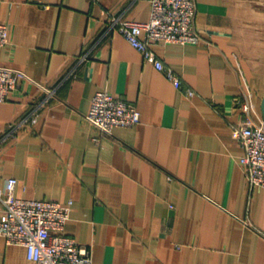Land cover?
<instances>
[{"label":"crops","instance_id":"1","mask_svg":"<svg viewBox=\"0 0 264 264\" xmlns=\"http://www.w3.org/2000/svg\"><path fill=\"white\" fill-rule=\"evenodd\" d=\"M195 2L199 42L151 43L187 98L103 13L148 20L151 0H0V65L35 80L0 103V185L71 203L65 232L94 264H264V187L232 134L264 123V0ZM99 89L142 117L100 143L85 116ZM0 264L35 263L0 235Z\"/></svg>","mask_w":264,"mask_h":264},{"label":"built area","instance_id":"2","mask_svg":"<svg viewBox=\"0 0 264 264\" xmlns=\"http://www.w3.org/2000/svg\"><path fill=\"white\" fill-rule=\"evenodd\" d=\"M103 13L108 16L109 24L116 26L145 60L152 62L176 87L182 89L185 97L191 98L197 93L193 87L184 85L181 76L151 48V43L159 41H200L194 24L195 0H151L148 20L116 16L106 10ZM9 30V23L0 22V46L7 43ZM25 80L35 81L23 69L0 65V103ZM45 89L49 94L53 93L51 89ZM85 116L97 130L92 139L99 143L104 137L113 135L115 127L132 126L142 118L134 102L118 97L108 89L94 93ZM232 134L243 146L244 152L239 160L250 185L264 187V123L246 119L233 126ZM16 183V177L10 176L5 186L0 185V202L3 205L0 235L8 243L24 245L28 258L35 264H94L92 249L65 232L71 203L63 204L49 198L17 197L14 193Z\"/></svg>","mask_w":264,"mask_h":264},{"label":"water","instance_id":"3","mask_svg":"<svg viewBox=\"0 0 264 264\" xmlns=\"http://www.w3.org/2000/svg\"><path fill=\"white\" fill-rule=\"evenodd\" d=\"M263 112H264V100H263Z\"/></svg>","mask_w":264,"mask_h":264}]
</instances>
